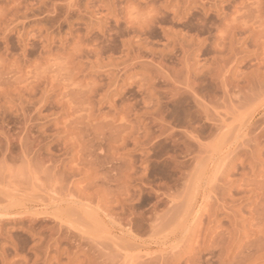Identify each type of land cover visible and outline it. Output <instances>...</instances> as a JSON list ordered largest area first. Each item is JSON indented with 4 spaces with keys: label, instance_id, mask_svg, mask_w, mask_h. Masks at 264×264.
Instances as JSON below:
<instances>
[{
    "label": "rangeland",
    "instance_id": "rangeland-1",
    "mask_svg": "<svg viewBox=\"0 0 264 264\" xmlns=\"http://www.w3.org/2000/svg\"><path fill=\"white\" fill-rule=\"evenodd\" d=\"M0 0V264H264V0Z\"/></svg>",
    "mask_w": 264,
    "mask_h": 264
},
{
    "label": "clouds",
    "instance_id": "clouds-1",
    "mask_svg": "<svg viewBox=\"0 0 264 264\" xmlns=\"http://www.w3.org/2000/svg\"><path fill=\"white\" fill-rule=\"evenodd\" d=\"M68 10L74 8V0H65ZM121 15L117 23H123L127 29L146 32L154 27L166 11H170L164 0H121Z\"/></svg>",
    "mask_w": 264,
    "mask_h": 264
}]
</instances>
